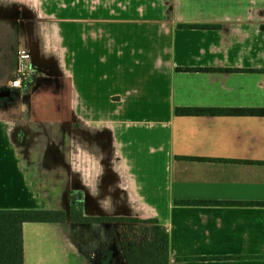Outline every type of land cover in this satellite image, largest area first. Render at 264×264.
<instances>
[{
  "label": "crops",
  "instance_id": "1",
  "mask_svg": "<svg viewBox=\"0 0 264 264\" xmlns=\"http://www.w3.org/2000/svg\"><path fill=\"white\" fill-rule=\"evenodd\" d=\"M263 26L264 0H0V91L30 56L0 97V209H66L74 183L86 215L158 219L169 264H264V116L176 113L264 107ZM100 232L26 222L25 264H97Z\"/></svg>",
  "mask_w": 264,
  "mask_h": 264
},
{
  "label": "trees",
  "instance_id": "2",
  "mask_svg": "<svg viewBox=\"0 0 264 264\" xmlns=\"http://www.w3.org/2000/svg\"><path fill=\"white\" fill-rule=\"evenodd\" d=\"M193 28H211L213 25H187ZM264 28V26H263ZM188 71H210L208 68H180ZM178 115L264 116V107H178ZM187 158V157H186ZM197 159L200 158H190ZM189 205H232V201H184ZM258 205L264 206V202ZM76 203L68 213L63 209H0V264H25L23 225L26 222L101 221L105 218L85 215ZM109 220L128 222L123 233L122 246L127 264H169L170 234L156 218L110 217ZM222 258V257H215ZM236 258V257H227Z\"/></svg>",
  "mask_w": 264,
  "mask_h": 264
},
{
  "label": "flooded vegetation",
  "instance_id": "3",
  "mask_svg": "<svg viewBox=\"0 0 264 264\" xmlns=\"http://www.w3.org/2000/svg\"><path fill=\"white\" fill-rule=\"evenodd\" d=\"M73 189H72V193L70 195L71 197V204H70V212L71 209L74 205H76V203H80L81 204V208L79 206H77L78 210H81V212L84 214V200L83 198V193L81 191L75 192V184H71L70 185ZM86 215V214H85ZM92 217H100V218H105L101 221H94V222H80L79 223H89V224H97L101 227V232L103 229L104 225H107L109 227V233H110V237H111V241L108 243L104 242L101 239L100 236V245L99 248L97 249V261L100 264H111L113 260H115L114 256H118L119 253H122V250L119 248L120 245L122 246V241H123V233L124 230L126 229L128 222L126 221H121V220H109L108 218L110 217H117V216H104V215H90ZM119 218V217H117ZM73 222H77V221H73ZM121 226V227H120ZM120 227V229H119ZM112 243V244H110Z\"/></svg>",
  "mask_w": 264,
  "mask_h": 264
},
{
  "label": "built area",
  "instance_id": "4",
  "mask_svg": "<svg viewBox=\"0 0 264 264\" xmlns=\"http://www.w3.org/2000/svg\"><path fill=\"white\" fill-rule=\"evenodd\" d=\"M29 53L25 50L19 52V60L16 72L10 81L12 88H19L23 85V80L27 78L29 71Z\"/></svg>",
  "mask_w": 264,
  "mask_h": 264
},
{
  "label": "rangeland",
  "instance_id": "5",
  "mask_svg": "<svg viewBox=\"0 0 264 264\" xmlns=\"http://www.w3.org/2000/svg\"><path fill=\"white\" fill-rule=\"evenodd\" d=\"M71 197L69 198V203L71 204ZM68 201V200H67ZM69 207H70V205H69ZM63 210H66V209H63ZM69 213H70V210H69ZM68 219H70V218H68ZM121 227V226H120ZM120 227H119V229H120ZM100 234V236H101V239L104 241V242H110L111 241V237H110V233L107 231H103V232H100L99 233ZM110 244H112V243H110ZM97 251V250H96ZM96 251H94V252H92L91 253V256L93 257V259L96 261V259H97V252ZM115 258V260H113L112 261V263L111 264H123L122 262H121V260L123 259V255H122V253H119V255L118 256H114ZM96 263L98 264V262L96 261ZM126 264V263H125Z\"/></svg>",
  "mask_w": 264,
  "mask_h": 264
},
{
  "label": "water",
  "instance_id": "6",
  "mask_svg": "<svg viewBox=\"0 0 264 264\" xmlns=\"http://www.w3.org/2000/svg\"><path fill=\"white\" fill-rule=\"evenodd\" d=\"M12 88L10 87H8L7 89H4V90H1L0 91V97H4V96H6V97H10L11 96V94H12ZM69 198H70V195H69ZM69 198H68V201H67V208H66V211H67V213H68V217H69V210H70V207H69V205H70V203H69Z\"/></svg>",
  "mask_w": 264,
  "mask_h": 264
}]
</instances>
